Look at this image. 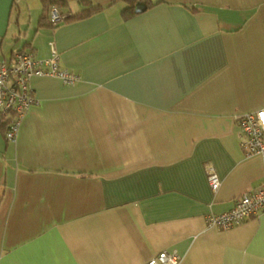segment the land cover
Listing matches in <instances>:
<instances>
[{
    "label": "crops",
    "instance_id": "1",
    "mask_svg": "<svg viewBox=\"0 0 264 264\" xmlns=\"http://www.w3.org/2000/svg\"><path fill=\"white\" fill-rule=\"evenodd\" d=\"M61 1L100 10L51 27L0 0V60L55 48L79 79L35 77L16 141L0 129V264H264V212L208 222L264 184L238 125L264 109V0Z\"/></svg>",
    "mask_w": 264,
    "mask_h": 264
},
{
    "label": "built area",
    "instance_id": "2",
    "mask_svg": "<svg viewBox=\"0 0 264 264\" xmlns=\"http://www.w3.org/2000/svg\"><path fill=\"white\" fill-rule=\"evenodd\" d=\"M51 20H60L57 7L51 11ZM1 48V47H0ZM12 61L0 60V124L10 119L6 138L16 141L19 127L25 114L34 103L31 80L35 77L54 76L66 85H73L79 79L73 73L59 68V56L52 49L51 57L39 59L30 52H17ZM240 145L245 153L264 157V109L245 113L238 117ZM208 183L212 192H216L221 182L212 166L208 168ZM264 212V184L260 189L249 191L241 196L235 207L224 214L208 217L211 227L227 231L238 227L251 218H257ZM146 264H180V258L173 253L162 252Z\"/></svg>",
    "mask_w": 264,
    "mask_h": 264
},
{
    "label": "trees",
    "instance_id": "3",
    "mask_svg": "<svg viewBox=\"0 0 264 264\" xmlns=\"http://www.w3.org/2000/svg\"><path fill=\"white\" fill-rule=\"evenodd\" d=\"M142 0H127V2L130 4L129 8L126 10V16H130L131 14H134V13H137V5H138V2H140ZM147 5H150L151 2H149L148 0H144ZM84 1H82L81 3H83ZM42 3H43V8H44V15L41 17V25H48V26H51V27H54L56 26L58 23L60 22H67L69 23L70 21H82V19H86L92 15H94V13H97L99 10H100V7L98 5H92V4H88L89 6L82 9L81 12H78V13H72V14H69V16H63V14H61L59 12V9H58V13H59V17H60V20H58L56 23L53 22L50 19L46 18V14H50L52 9L56 8V6L58 5H62L63 2L61 0H42ZM148 7V6H147ZM20 52H25V50H22ZM10 119L6 118V121H2L1 124H0V129H2L3 132H6L8 127H9V124H10Z\"/></svg>",
    "mask_w": 264,
    "mask_h": 264
},
{
    "label": "rangeland",
    "instance_id": "4",
    "mask_svg": "<svg viewBox=\"0 0 264 264\" xmlns=\"http://www.w3.org/2000/svg\"><path fill=\"white\" fill-rule=\"evenodd\" d=\"M38 4L39 3H36V5H35V3H33V1H32V3H31V11L33 12V14L35 15V13H36V11L38 12L39 11V9H40V11H41V8L39 7L38 8ZM36 6V7H35ZM39 17V16H38ZM28 23V22H27Z\"/></svg>",
    "mask_w": 264,
    "mask_h": 264
},
{
    "label": "water",
    "instance_id": "5",
    "mask_svg": "<svg viewBox=\"0 0 264 264\" xmlns=\"http://www.w3.org/2000/svg\"><path fill=\"white\" fill-rule=\"evenodd\" d=\"M136 11H137V12H140V11H142V10L137 8V10H136Z\"/></svg>",
    "mask_w": 264,
    "mask_h": 264
}]
</instances>
